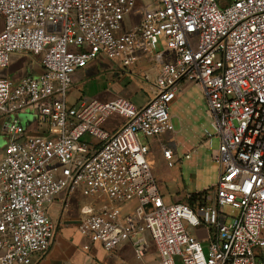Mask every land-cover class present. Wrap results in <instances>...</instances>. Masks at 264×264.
Segmentation results:
<instances>
[{"label":"built area","instance_id":"1","mask_svg":"<svg viewBox=\"0 0 264 264\" xmlns=\"http://www.w3.org/2000/svg\"><path fill=\"white\" fill-rule=\"evenodd\" d=\"M0 19V71L23 53L43 67L41 76L18 83L0 77L8 133L0 160V264H31L45 254L56 231L50 204L78 191L95 199L82 208L78 230L106 252L130 242L141 259L149 236L157 264H177L176 257L183 264H264V0H0ZM161 40L174 53L168 62L158 55L148 104L70 102L74 76L89 62L105 56L130 67ZM186 82L205 94L214 130L205 139L211 148L219 141L221 168L194 207L166 203L144 141L174 131L169 108ZM28 107L50 135H28L19 119ZM113 116L125 122L109 134L104 124ZM121 206L135 207L123 215Z\"/></svg>","mask_w":264,"mask_h":264},{"label":"crops","instance_id":"2","mask_svg":"<svg viewBox=\"0 0 264 264\" xmlns=\"http://www.w3.org/2000/svg\"><path fill=\"white\" fill-rule=\"evenodd\" d=\"M1 24L2 21L0 19ZM106 60L109 59L105 56H100L98 59L89 62L85 69L75 74L70 90L71 103H76L82 97L94 98L101 102H110L117 98H126L136 106L143 107L151 101L155 95V90L150 93H144L135 85H130L123 89L121 84L117 83V79L115 81L114 76L108 74L109 67L105 63ZM42 74L43 67L40 58L31 53L13 54L8 68L0 71V77L8 78L15 83H18L23 78H37ZM121 79L119 78L122 83ZM183 84L181 85V91L179 93L183 91ZM179 93L169 108L174 131L144 139L149 145V153L159 151L165 155V150H171L173 152L169 144L174 141V136L184 127L185 123L187 121H195L198 123L202 120V116L196 113L197 107L191 111L188 110L185 99ZM19 119L25 126L28 135H50L48 126L40 119L35 107H28L22 111L19 114ZM124 122L125 119L123 117L113 116L104 124V130L109 134H114L123 126ZM203 137L205 138V134ZM204 138L200 144L201 148L206 146L204 143L206 139ZM216 141L219 148V141ZM7 144L8 133L6 119L0 117V160L5 154ZM208 147L212 149L209 145ZM218 148L213 151L214 159L218 153ZM191 158L187 159L185 157L186 160H191ZM216 164L220 176L221 168L217 161ZM218 180L219 177L214 176L213 178L210 175L207 177L204 174L198 175L194 180L191 188L192 192H190L188 197L193 195L191 193L198 194L213 189ZM94 203L95 199L84 196L82 191H78L69 201L65 193L60 194L49 206V216L56 224L54 239L45 254L33 255L31 264H157L160 256L149 236L147 237L148 246L145 256L139 259L136 256L133 244L130 242L121 243L112 252H106L102 246L92 244L87 237L81 235L78 230L79 224L83 219L81 210L85 205H93ZM166 203L168 202L166 201ZM198 236L204 238L206 233L200 230L198 231ZM85 245H90V249L85 250Z\"/></svg>","mask_w":264,"mask_h":264},{"label":"rangeland","instance_id":"3","mask_svg":"<svg viewBox=\"0 0 264 264\" xmlns=\"http://www.w3.org/2000/svg\"><path fill=\"white\" fill-rule=\"evenodd\" d=\"M228 2V0H221L223 5L228 4ZM173 53L174 51L168 48L167 43L161 40L155 51L143 55L133 66L124 67L118 60H106L105 63L109 67L108 74L114 76L115 81L117 79V83H120L123 89L135 85L144 93H150L155 90L159 70L162 66L158 55L163 54L164 62H168ZM119 78H122V83ZM183 85L185 86V88L182 86L183 93L179 94L185 99L187 109L191 111L197 107L196 113L202 116V120L198 123L187 121L178 134L174 136V141L169 144L174 153L171 159H167L164 153L159 151H153L148 155L151 172L163 197L170 204L187 203L188 196L192 192V185L198 175L219 177L216 160L213 158V151L218 148L217 141H214L212 149L208 147L205 141L206 146L201 148L200 145L205 131H214L211 126V118L207 114L208 105L205 94L196 84L186 82ZM189 154L192 158L186 160L185 157ZM133 207L121 206L120 209L124 215L133 213ZM130 208L131 210H128ZM226 212L230 216L237 213L232 208H227ZM175 261L177 264H183L181 257H176Z\"/></svg>","mask_w":264,"mask_h":264},{"label":"trees","instance_id":"4","mask_svg":"<svg viewBox=\"0 0 264 264\" xmlns=\"http://www.w3.org/2000/svg\"><path fill=\"white\" fill-rule=\"evenodd\" d=\"M228 4L232 1V0H228ZM207 191H204L202 193H198V194H193L192 196H190V198H188L187 203L191 206H195L198 202H200V199L203 197V195L206 194Z\"/></svg>","mask_w":264,"mask_h":264}]
</instances>
